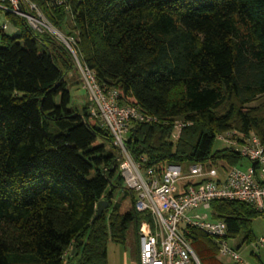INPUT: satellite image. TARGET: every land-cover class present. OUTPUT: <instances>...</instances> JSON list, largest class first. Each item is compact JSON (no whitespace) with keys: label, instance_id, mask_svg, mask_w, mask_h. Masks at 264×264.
Here are the masks:
<instances>
[{"label":"trees","instance_id":"16d2710c","mask_svg":"<svg viewBox=\"0 0 264 264\" xmlns=\"http://www.w3.org/2000/svg\"><path fill=\"white\" fill-rule=\"evenodd\" d=\"M30 1L54 27L70 22L73 40L70 49L3 10L13 32L0 20V264H108V242L125 243L133 227L138 247L150 215L124 184L110 130L89 101L73 102L69 85L82 80L69 74L78 61L121 103L159 117L131 123L126 145L144 167L236 165L238 153L214 144L230 129L264 144V100L253 105L264 97V0ZM176 120L189 124L174 141ZM102 199L109 206L96 217ZM211 209L226 239L243 232L244 243H262L252 222L264 208L215 200ZM184 234L201 264H225L214 237L192 226Z\"/></svg>","mask_w":264,"mask_h":264},{"label":"built area","instance_id":"2783aa9c","mask_svg":"<svg viewBox=\"0 0 264 264\" xmlns=\"http://www.w3.org/2000/svg\"><path fill=\"white\" fill-rule=\"evenodd\" d=\"M63 1L51 0L54 5ZM21 3H28L36 13L23 11ZM0 9L26 17L32 27L49 31L71 49L69 38H65L30 0H0ZM7 27L5 22L3 28ZM78 65L90 93L91 114L110 130L119 147L120 170L126 186L136 192V209L150 215V219L140 222L137 264H201L184 234L188 226L214 237L220 254L231 256L235 264H249L229 245L227 226L223 220L213 217L211 203L239 200L260 210L264 208V144L260 138L237 129L217 135L227 143V148L241 156L239 163L233 166L167 163L162 172L154 167H144L146 158H134L126 145L131 123H155L159 117L142 111L137 105L121 103L117 88L105 89L98 83L93 70L79 62ZM188 124L183 120L175 121L174 141ZM245 158L248 164L243 166Z\"/></svg>","mask_w":264,"mask_h":264},{"label":"rangeland","instance_id":"374dc122","mask_svg":"<svg viewBox=\"0 0 264 264\" xmlns=\"http://www.w3.org/2000/svg\"><path fill=\"white\" fill-rule=\"evenodd\" d=\"M0 20L2 23H4L7 20L3 10H0ZM69 23L70 22L65 23L67 31L63 25L60 27L61 29L59 30L65 36V38L67 37L69 38V40L72 41L73 40L72 37L68 36V32L72 29ZM6 31L9 33H12L13 27L9 24ZM69 45H70V42H69ZM72 73H74L78 79L82 80V83L78 85H72V84L69 85V89L72 95L73 102H75L78 105H83L85 102L89 101L91 104L92 101L90 99V95H89L90 93H89V90L84 85V82H83L84 80L82 78L80 67L77 72L73 71L69 74L70 78H72L71 76ZM263 98L264 97L256 100L253 103V105L259 104L262 100H264ZM227 147H228L227 143L223 141L222 139H219V137H217L215 144H214V149L219 150V149H223ZM242 163L244 164L243 166H246L248 164V160L245 158L242 160ZM228 166L229 165H226V167ZM121 197H122V194L117 193L114 200L118 201L122 199ZM131 205H132L131 197L126 196L125 198H123L121 210L124 212L127 209H129ZM252 229H253V232L256 238L261 241L264 238V218L263 216H258L253 220ZM243 238H244V233L241 232L237 236L233 238H229L228 243L231 247L235 248L239 252L241 257L245 261H247L249 264H264V242L262 243L259 242L260 245L257 246L258 241L253 242V243H244ZM137 258H138V247H137V241H136V232L133 227L129 229L127 241L125 243H119V242H115L112 240L108 242V264H137ZM217 258L225 264L235 263L231 256L220 254V252L218 253Z\"/></svg>","mask_w":264,"mask_h":264},{"label":"water","instance_id":"95a60500","mask_svg":"<svg viewBox=\"0 0 264 264\" xmlns=\"http://www.w3.org/2000/svg\"><path fill=\"white\" fill-rule=\"evenodd\" d=\"M19 34H20V31L17 30L16 33L13 36L14 37H19ZM108 206H109V202L107 200H105V199L100 200L98 202V204H97V214H96V217H98L102 213V211L104 210V208H106ZM73 250H75V247H73Z\"/></svg>","mask_w":264,"mask_h":264},{"label":"crops","instance_id":"0c3cea01","mask_svg":"<svg viewBox=\"0 0 264 264\" xmlns=\"http://www.w3.org/2000/svg\"><path fill=\"white\" fill-rule=\"evenodd\" d=\"M257 246H259V244H257ZM74 251V250H73Z\"/></svg>","mask_w":264,"mask_h":264}]
</instances>
